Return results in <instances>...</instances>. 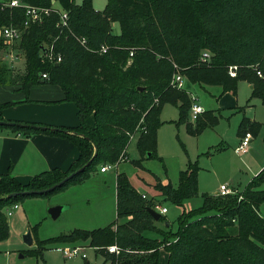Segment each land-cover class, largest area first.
<instances>
[{
  "label": "trees",
  "instance_id": "trees-1",
  "mask_svg": "<svg viewBox=\"0 0 264 264\" xmlns=\"http://www.w3.org/2000/svg\"><path fill=\"white\" fill-rule=\"evenodd\" d=\"M21 1L41 8L56 3L68 13L69 25L58 27L59 13L31 25L18 48L25 55V73L16 75L0 56V87L19 86L29 93L40 83L58 86L64 101L76 104L80 124L56 128L57 132L19 122L11 123L29 127L0 128L24 137L45 133L67 138L78 148L79 157L67 170L45 171L27 184L11 174H0V243L10 236L7 210L13 205L82 184L107 164L119 168L122 159L129 160L134 140L142 159L155 157L165 105L179 110L178 125L185 124L192 136L215 128L219 117L213 112L200 115L196 125L189 121L194 99L185 88L173 86L175 74L181 73L192 84L219 86L234 95L239 83L247 82L252 91L250 101L259 99L264 105V0H108L103 11L94 8V0H82L80 5L75 0ZM25 20L24 9L9 8L0 0V30L21 28ZM114 22L120 24L119 35L112 32ZM82 39L87 47L81 44ZM103 46L107 52L100 54ZM2 49L5 45L0 39ZM50 50L61 55V63L45 60L44 54ZM204 52L211 55L206 63L201 61ZM231 66L238 67L236 78L229 75ZM43 74L48 79H43ZM9 106L0 101V122H6L3 112ZM91 118L93 126L89 125ZM260 128L244 116L238 133L255 136ZM133 164L141 166V161ZM84 167L52 192L22 194L47 190ZM263 185L264 169L239 193L204 195L200 207L179 216L173 231L169 223L159 226L165 222L164 216L156 222L149 214L148 209L156 208L154 201L143 198L126 173H118L117 215L112 224L92 231L74 230L45 241L37 239L38 226L33 227L37 250L28 254L40 256L53 245L88 244L111 264H160L163 249L169 254L167 264H264ZM154 188L167 201L183 207L199 196L198 163L190 162L180 171L177 187L157 180ZM11 194L18 196L8 198ZM113 245L121 249L119 255L106 251Z\"/></svg>",
  "mask_w": 264,
  "mask_h": 264
},
{
  "label": "rangeland",
  "instance_id": "rangeland-1",
  "mask_svg": "<svg viewBox=\"0 0 264 264\" xmlns=\"http://www.w3.org/2000/svg\"><path fill=\"white\" fill-rule=\"evenodd\" d=\"M107 1L94 0L93 6L97 11H103ZM75 3L80 5L82 0H75ZM112 32L121 34L119 23L112 24ZM14 46L19 50L20 43L9 47L5 45V49L0 50V56L16 75L24 74V52H15V56L20 55L15 61L7 55ZM49 85L51 84L40 83L35 88ZM185 89L193 93L196 100L194 103L200 105L204 112H217L214 115L219 117V122L215 128H207L200 135L192 136L187 132L185 124L178 125L179 110L172 105H165L161 116L163 125L157 134L155 157L142 159L137 149V140H134L128 150L129 160L125 158L126 162H122L119 168L109 170L106 175L98 172L84 183L73 184L49 197L23 200L19 204V210L8 217L10 236L0 243V264H111L109 261L105 262L102 256L96 255L88 244L80 245L86 248L88 259H66L61 252L64 246L61 245L48 247L40 256L31 255L28 252L37 250L36 241L28 246L24 236L36 226L37 239L45 241L68 235L74 230L92 231L112 224L117 215V173H126L132 185L146 191L143 195L152 199L156 206L168 210L166 214H161L165 217V222L159 226L163 228L169 223L173 231L178 227L176 221L179 216L184 211L200 207L204 195H215L223 185H228L235 193L243 191L264 169V105L259 99L250 101L252 91L247 82L239 83L237 96L223 93L219 86L192 84L186 77ZM244 116L254 119L261 128L253 136L249 151L240 156L236 154L235 148L240 143L238 130ZM189 121L196 125L191 119ZM139 160L141 166H135L133 162ZM190 162L198 163L199 166V196L185 202L183 207H178L158 194L154 186L160 180L164 185L170 183L177 187L180 171L186 170ZM260 189L264 190V185ZM54 207L64 208L58 219H53L49 213ZM157 212L160 213L159 210ZM260 212L264 215V208ZM167 257V252L163 249L160 264H167Z\"/></svg>",
  "mask_w": 264,
  "mask_h": 264
},
{
  "label": "crops",
  "instance_id": "crops-1",
  "mask_svg": "<svg viewBox=\"0 0 264 264\" xmlns=\"http://www.w3.org/2000/svg\"><path fill=\"white\" fill-rule=\"evenodd\" d=\"M249 86L251 88L250 84ZM190 94L194 99L193 93L190 92ZM225 94L231 95L230 92ZM232 95L237 96L238 92ZM64 99L63 90L55 85L38 88L33 86L29 93L19 86L0 87V101L11 105L3 112L6 122L36 124L53 128L77 127L80 124L78 108L76 104L65 102ZM93 124L94 121L91 118L89 125L93 126ZM238 137L241 141L242 137L239 133ZM78 157V148L67 138L45 133L24 137L9 129L0 128V174H11L23 184L29 183L33 177L45 171L53 169L65 171ZM108 172L100 173L106 175ZM135 188L142 195L146 192ZM167 255L169 259V254Z\"/></svg>",
  "mask_w": 264,
  "mask_h": 264
},
{
  "label": "built area",
  "instance_id": "built-area-1",
  "mask_svg": "<svg viewBox=\"0 0 264 264\" xmlns=\"http://www.w3.org/2000/svg\"><path fill=\"white\" fill-rule=\"evenodd\" d=\"M4 1L6 2V6L9 8L24 9L25 17H26V20L24 21V24L21 28L14 26H6V27H2V29L0 30V39H2V41H4L5 45L8 47L12 44L20 43L23 34L28 28H30L31 25L41 23L45 17H48L53 13H59L60 15V22L58 24V27L66 28L69 25L68 13L60 9L59 5L55 6L56 3L51 8H41V7L25 4L21 0H4ZM81 44L87 47V41L85 39L81 40ZM15 52H19V50H17L15 46L10 48L9 52H7L8 57H10L12 61L19 59L20 55L15 56L16 54ZM98 52L100 54H105L107 52V47L103 46ZM44 56H45V60H48L50 63L59 64L62 61L61 55H55L52 50L45 52ZM131 56H133V53H131ZM210 60H211V55L208 52H204L201 57V61L206 63ZM237 74H238V67L231 66L229 68V75L232 78H236ZM258 75L262 77L260 72H258ZM43 79H48V75L43 74ZM172 84L174 87L178 89H184L185 77L179 73L175 74L172 80ZM195 101L196 100H194V102ZM203 113H204V109L200 105L193 103L190 112L191 121L196 122L198 117ZM252 142H253V135L251 133H247L246 135H244L241 138L239 146L235 149L236 154L240 156L246 154L249 151ZM122 162H124V159H122ZM117 168H118V164L115 165L107 164L100 169V172L106 173L111 169H117ZM231 194H235V192L231 190L228 185L221 186L217 193L218 196H227ZM143 198H146V195H143ZM19 208H20L19 204L13 205L11 208L7 210V216L12 217ZM157 210H159L160 214H166L168 212L166 208H160L158 205L155 208V211ZM261 217L264 219L263 214H261ZM106 251L110 254H115V255H119L121 253V249L117 245L108 247ZM61 252L66 259H74L77 257L88 259L86 248H84L83 246H64L63 248H61Z\"/></svg>",
  "mask_w": 264,
  "mask_h": 264
},
{
  "label": "water",
  "instance_id": "water-1",
  "mask_svg": "<svg viewBox=\"0 0 264 264\" xmlns=\"http://www.w3.org/2000/svg\"><path fill=\"white\" fill-rule=\"evenodd\" d=\"M0 126H19V127H29L27 125H23V124H19V123H11V122H0ZM34 129L37 130H41V131H47L50 130L51 132H57L59 131V129L56 128H48V127H44V126H31ZM149 157H151V155H149ZM85 169L82 168L79 171H77L76 173L70 175L69 177H67L66 179H64L63 181H61L60 183H58L57 185L47 189V190H42V191H27L25 193H22L23 195H42V194H46L49 192H52L54 190H56L57 188H60L61 186H63L64 184H66L68 181H70L72 178H74L77 174H79L80 172H82ZM18 194H11L8 196V198H15L17 197ZM63 207H54L52 209L49 210L50 215L52 216L53 219H58L59 216L62 214L63 212ZM149 214L154 218V220L156 222H158L161 218V214L158 213L157 211H155L154 209H148ZM24 241L28 246H32L34 244V239H33V235L31 230L29 229L27 234L24 236Z\"/></svg>",
  "mask_w": 264,
  "mask_h": 264
}]
</instances>
